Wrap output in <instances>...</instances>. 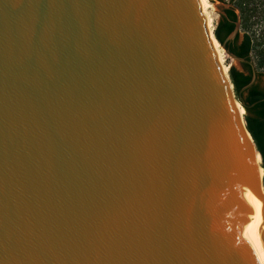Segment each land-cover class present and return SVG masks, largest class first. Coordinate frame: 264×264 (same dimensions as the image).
Masks as SVG:
<instances>
[{
  "label": "water",
  "instance_id": "water-1",
  "mask_svg": "<svg viewBox=\"0 0 264 264\" xmlns=\"http://www.w3.org/2000/svg\"><path fill=\"white\" fill-rule=\"evenodd\" d=\"M234 101L197 0H0V264H257Z\"/></svg>",
  "mask_w": 264,
  "mask_h": 264
},
{
  "label": "trees",
  "instance_id": "trees-1",
  "mask_svg": "<svg viewBox=\"0 0 264 264\" xmlns=\"http://www.w3.org/2000/svg\"><path fill=\"white\" fill-rule=\"evenodd\" d=\"M229 2L231 7L224 10L213 34L217 44L225 46V41L239 22L238 32L227 44L226 49L235 57L253 64L256 81L242 93L239 99L237 94L251 81L252 67L248 63L240 64V70L231 66L227 76L229 75L237 100L244 104L245 126L260 154L261 169L264 171V87L259 85L260 79H264V0H229ZM262 184L264 188V176Z\"/></svg>",
  "mask_w": 264,
  "mask_h": 264
},
{
  "label": "bare ground",
  "instance_id": "bare-ground-1",
  "mask_svg": "<svg viewBox=\"0 0 264 264\" xmlns=\"http://www.w3.org/2000/svg\"><path fill=\"white\" fill-rule=\"evenodd\" d=\"M197 1L199 4V7H200V12L204 18L209 44H210V46L213 50V53L215 55L216 63L219 66L221 75L226 80L228 78V76H226V73L228 71V68L226 66V59L227 58L223 54V51L218 46L219 44H217V41L215 40L214 36L212 35L211 23H210V20L208 18V13H207V10H209V8H210L209 2H208V0H197ZM229 92H230V90H229ZM238 105L239 104L234 101L233 107H234V110H235L237 117H238L239 127L245 133V137L248 140H250L249 135L245 132L243 117L241 114L240 107ZM259 161H260L259 155L256 153L255 164L258 168L259 177H260V179H262V177L264 176V171L261 169V166L259 165ZM260 193H262L264 195L263 190H260ZM261 209H262V202H261ZM252 255H253V258L257 264H264V254L260 249L254 248L252 250Z\"/></svg>",
  "mask_w": 264,
  "mask_h": 264
},
{
  "label": "rangeland",
  "instance_id": "rangeland-1",
  "mask_svg": "<svg viewBox=\"0 0 264 264\" xmlns=\"http://www.w3.org/2000/svg\"><path fill=\"white\" fill-rule=\"evenodd\" d=\"M208 2H209V5H210V8H209V10H207V13H208V18H209L210 23H211V29H212V35H213V31H214V29L216 27V24L219 21L220 16L223 15L224 10H226V9L231 7V4H230L229 0H208ZM220 49L223 51V54L227 58L226 59L227 68L229 69V67L233 66L236 69L240 70V65L238 63H236L235 61H233L229 56H227L225 54L224 50L221 47H220ZM226 76H227V73H226ZM259 85H260V87H264V79H260ZM230 92H231V88H230ZM233 96H234L235 102H237L239 104L238 106L240 107L241 114H242V117H243L244 114H245V111H244V114H243V109L240 106L239 101L237 100V96L234 93V90H233ZM259 165L261 166L260 162H259Z\"/></svg>",
  "mask_w": 264,
  "mask_h": 264
},
{
  "label": "flooded vegetation",
  "instance_id": "flooded-vegetation-1",
  "mask_svg": "<svg viewBox=\"0 0 264 264\" xmlns=\"http://www.w3.org/2000/svg\"><path fill=\"white\" fill-rule=\"evenodd\" d=\"M231 41H232V40H231ZM231 41H229V40H226V41H225V43H224V45H225V46H224L225 49H226V47H227V44L230 43ZM218 46H219V45H218ZM219 47H220V46H219ZM226 50H228V49H226ZM228 51H229V50H228Z\"/></svg>",
  "mask_w": 264,
  "mask_h": 264
}]
</instances>
